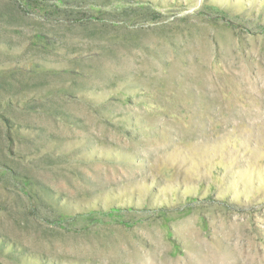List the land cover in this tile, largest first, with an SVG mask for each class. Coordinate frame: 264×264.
<instances>
[{
    "label": "rangeland",
    "instance_id": "obj_1",
    "mask_svg": "<svg viewBox=\"0 0 264 264\" xmlns=\"http://www.w3.org/2000/svg\"><path fill=\"white\" fill-rule=\"evenodd\" d=\"M54 2L0 50V264H264V0Z\"/></svg>",
    "mask_w": 264,
    "mask_h": 264
},
{
    "label": "crops",
    "instance_id": "obj_2",
    "mask_svg": "<svg viewBox=\"0 0 264 264\" xmlns=\"http://www.w3.org/2000/svg\"><path fill=\"white\" fill-rule=\"evenodd\" d=\"M30 0H24V3L30 4L31 2H29ZM55 3L56 5H58V3L56 2H52L50 3L49 7H52L51 5ZM47 4V3H46ZM45 4V6H46ZM20 10V9H19ZM1 13H0V32L2 33V37L0 38V50L1 52H3L4 50L6 52H11L13 53L14 51L18 50V46L16 45V37L18 36V30L22 29L21 33L23 36L25 37H33L34 33L30 32V22H32V20L29 18V15H25L23 14L21 11H17V14L14 15V13L12 12V10L7 9L6 7L1 8ZM33 19V17H32ZM29 28V29H26ZM29 31V32H27ZM36 35V34H35ZM46 35V34H44ZM46 36H50V35H46ZM52 38V37H50ZM15 39V41L13 40ZM7 45H9L10 49L5 48ZM29 45H25V47L28 49ZM4 49V50H3Z\"/></svg>",
    "mask_w": 264,
    "mask_h": 264
},
{
    "label": "trees",
    "instance_id": "obj_3",
    "mask_svg": "<svg viewBox=\"0 0 264 264\" xmlns=\"http://www.w3.org/2000/svg\"><path fill=\"white\" fill-rule=\"evenodd\" d=\"M15 1V3H16V5L21 9V11H23L24 12V14H27V15H37L35 18H36V20L37 21H43V22H45L46 21V25H47V20L45 19L46 17H44L43 16V14H46V16L48 17V16H51V15H49V12H48V9H50L51 7H49V5H50V3H52V2H54V0H30L29 2H31L30 4H27V3H24L23 5L22 4H20V2L19 1H17V0H14ZM47 3V4H46ZM45 4H46V7L48 8V9H46V7H45ZM53 5V4H52ZM58 6V5H57ZM56 6V7H57ZM38 12V13H36V12ZM63 12V11H62ZM42 14V15H41ZM52 14V13H51ZM63 14H70V12H63ZM48 20H49V22L51 21V18H47ZM55 19H58V18H55ZM59 20V19H58ZM48 22V23H49ZM59 22H61V20L59 21ZM51 23V22H50ZM37 38H42L43 40H45L47 43H45V42H43V45H42V48L44 49V50H48V45H50V43H52V41H50L49 39H48V37L49 36H46V35H44V34H37V36H36ZM35 37V38H36ZM52 52V51H51ZM120 211H122V210H117V211H114V210H110L108 213H107V215H109L110 214V216H113V215H115V213H118V215H120Z\"/></svg>",
    "mask_w": 264,
    "mask_h": 264
},
{
    "label": "built area",
    "instance_id": "obj_4",
    "mask_svg": "<svg viewBox=\"0 0 264 264\" xmlns=\"http://www.w3.org/2000/svg\"><path fill=\"white\" fill-rule=\"evenodd\" d=\"M17 1H19L20 4H22V5L24 4V2H23L24 0H17Z\"/></svg>",
    "mask_w": 264,
    "mask_h": 264
}]
</instances>
